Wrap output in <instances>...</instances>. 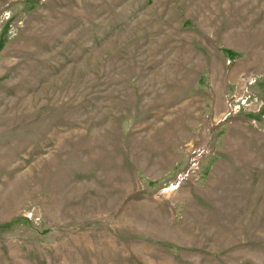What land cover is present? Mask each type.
<instances>
[{
    "label": "rangeland",
    "instance_id": "rangeland-1",
    "mask_svg": "<svg viewBox=\"0 0 264 264\" xmlns=\"http://www.w3.org/2000/svg\"><path fill=\"white\" fill-rule=\"evenodd\" d=\"M0 264H264V0H0Z\"/></svg>",
    "mask_w": 264,
    "mask_h": 264
}]
</instances>
